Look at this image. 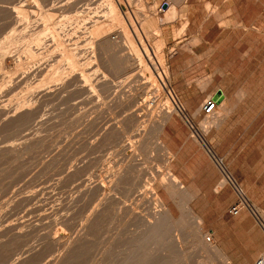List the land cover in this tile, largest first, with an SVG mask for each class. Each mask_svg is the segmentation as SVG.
Instances as JSON below:
<instances>
[{"label":"rangeland","instance_id":"obj_1","mask_svg":"<svg viewBox=\"0 0 264 264\" xmlns=\"http://www.w3.org/2000/svg\"><path fill=\"white\" fill-rule=\"evenodd\" d=\"M6 1L5 5L14 10H33L40 17L68 15L65 37L59 40L60 53L70 49L76 52L78 72L72 65L68 69L71 81L65 82L63 72L57 73L59 66L49 60L50 54H56L53 47L48 52L50 48L30 43L31 37L24 30L9 31L14 28L11 22L0 24V48L5 38L17 39L9 55H0V264H123L130 255L137 257L146 239L141 242L132 237L141 231L150 212L163 207L176 220L183 212L181 194L164 175L167 166L190 195L187 205L202 220L201 236L207 246L211 245L209 251L193 246L185 264H236L234 258L244 259V255L251 257L249 264H253V252L264 245V212L254 209L248 197L243 202L230 182L221 185L223 170L193 129H199L206 116L203 102L213 94L211 100L219 104L223 96L215 99V95L222 91L230 114L221 132L210 134L216 156L229 169L237 170L241 160L249 164L254 161L260 170L264 167V0H174L173 18L166 16L170 0H129V17L141 22L149 38L153 36L151 41L156 39L154 29L160 27L149 16L151 8L159 9V18L169 19L158 28L165 43V67L170 89L177 94L193 127L182 115L174 114L172 131L167 128L158 136L165 150L151 144L150 151L139 156L132 144L142 130L124 119L128 114L133 120L141 115L148 123L149 118L145 111H128L125 105L131 77L124 73L122 62L129 50L121 47L114 54L93 45L92 40L100 30L114 32L115 21L107 12L113 13L110 6L117 7L118 1ZM156 50L155 46L149 50L154 64L160 54ZM30 63L39 67L48 64L41 66L37 75L20 76L22 65ZM83 69L102 88L99 93L89 94L78 84L76 75ZM152 94L158 96L153 120L161 119L173 105L166 91L159 89ZM116 120L122 122L123 129L115 127ZM147 130L145 136L151 143L150 127ZM164 157H170L166 165ZM241 201L246 205L240 211H248L256 225L253 239H246L240 228L227 222L230 206ZM42 232H55L58 238L55 242L37 239ZM59 235L64 236L59 239ZM174 250L169 249L171 262L175 261ZM261 255L264 250L258 257Z\"/></svg>","mask_w":264,"mask_h":264},{"label":"bare ground","instance_id":"obj_2","mask_svg":"<svg viewBox=\"0 0 264 264\" xmlns=\"http://www.w3.org/2000/svg\"><path fill=\"white\" fill-rule=\"evenodd\" d=\"M52 1H51V3H52ZM117 1H118V3H117L118 6L116 5L117 7L110 6V7H112L111 11L113 13L108 14L109 12H107V15L108 16L112 15V17H113L112 19L115 21L114 32L110 33L109 31L106 32L105 30H100L99 31V29H98V31H99V32L97 31L98 34L96 33L95 38L92 39V40L94 42L93 45L95 44L98 48H100L102 50H105V51H109L110 50L114 54L119 52V51H121V49H120L121 47L122 48L125 47L126 49L129 50L128 55L126 56L125 59H123V62H122L123 68H124V70H123L124 73L130 75V77H131V81L129 83L130 85H129V89H128L131 92H130V95L128 96V98H126V101H125L126 104L125 105L129 106L128 107V111L133 109V108L145 111L146 113L144 114V116L147 115L148 118H149V120H147L148 123H146V121L142 119L141 115H137V117L133 120V119L130 118V116H129L130 114H128V117H125V119H124V120H128L129 122L132 123L131 127L138 128V129L140 127V130H142V133L138 134V137L136 139L135 144H132L134 141L131 143L132 147H133V145L135 147V150H136V152L134 151L135 154H137L139 156L138 153H141V154H144V155L147 154L150 151L149 148H151V144L153 145L152 148H158V149H160V151H161V149L165 150V147L162 145V144H164V142L161 144L158 141V136L160 137V135L165 132V130L168 128V126L172 123V121H174V117H175L174 114H176L178 117H180L182 115L185 118V120L187 121V123L189 124V126L193 129L191 119L188 118L187 116H185V114L183 112L184 107L182 106L181 102L179 101L177 94L174 92V90L170 89V82H169L170 77H169V74L166 71L165 60H164L165 43L163 41V37H162L161 31L158 29V28L162 27L163 25H165L167 21H169V19H166L167 17H171L172 16V18H173V16L176 14L177 1H174V0L168 1V4H169V8L168 9L169 10H168V12L166 14V16H167L166 18H159L158 15H157L159 9L158 8H153V9L151 8L150 12H152V13H150L149 16L152 18L154 23H156V25L160 26V27H158L156 29V31L154 29V32L152 33L154 35L155 32H156V34H155L156 35V37H155L156 39H154L153 41L150 40V39H153L152 38L153 36L151 38H149L150 36L145 31V29L143 28L141 22H139L137 19H135V21H132L131 18L129 17V12H127V10H128V8H129V6L131 4V1H129V0H117ZM15 2H17V1H15ZM92 2H93V0H92ZM6 3L8 4L7 1L5 2V0H0V24L1 23H3V24L5 23L6 24L7 21L11 22V25H10V23H9V25L12 26V27L14 26V28H10L8 26V24H7L8 28H10L9 31H11V29H12V32H13L14 31L13 29H15V28L16 29L17 28L18 29H22V30H24V32H27V34L30 35V37H31L30 43H32L33 45L34 44L35 45L37 44V46L38 45H43V46H45L46 49L47 48L49 49L50 47H53L52 48L53 50L51 48L48 50V52L51 51V50L52 51L56 50V54L54 52H53L54 55H53V53L50 54L51 55V59H49V60H51V64L53 65L52 62H55L54 65L56 64L57 67L59 66L60 71H59V68H58V70L56 68L57 73H59L61 71L63 72V79H65V82H66V79L70 80L71 77L69 75V70L68 69L73 65V67H72L73 70L75 72H78V69H77V64H78V60L77 59L78 58L76 59V57H75V53L76 52L74 50H72V49L67 50L68 52H65V53L63 52L64 54L60 53V51H62L61 50L62 47H61V43H59V40H62V38H61V37H63L62 35L65 34V32H64L65 29L64 28H66L65 25H66V21L68 19V15L60 14L61 15L60 17L59 16L56 17V15L53 16V14H52V16H53V18H52L51 14H50V17L49 16L48 17H45V16L42 17L43 16L42 15L41 16L42 18H41L40 14L38 15L39 16L38 17L36 12H33V10H31L32 12L31 11L29 12L28 10L27 11H24V10L22 11V9L14 10V9H12L13 7L11 8L10 5L6 6L5 5ZM40 4H38V5H40ZM26 6H28V5H26ZM104 8H106V7H104ZM101 11H103V8L101 9ZM105 13H106V11H105ZM153 26H155V25H153ZM16 29H15V31H16ZM5 33H6V31H5ZM7 33H8V31H7ZM29 35H28V37H29ZM64 37H65V35H64ZM16 40L17 39H15V38L7 37V38H5L4 42L1 41L3 48L1 47L2 49L0 48V50H2L3 52L0 55H2V57L3 56H7V55L10 54L11 49H12L13 45L15 44ZM89 40H91V38ZM51 43H52V45H51ZM30 46H32V45H30ZM151 46H155V48L157 49L156 51H158L161 54L160 55V54H158L155 51L156 54L159 55L158 58H155V59L158 60L157 61L158 63H156V64L152 63L150 61L151 59H149V53H150L149 50H150ZM172 50L173 49H171V51ZM155 52H153L152 54H154ZM156 54L153 55V56L157 57L158 55H156ZM71 55L74 58H72ZM104 55H105V53H104ZM108 56H109V53H108ZM48 57H50V56L48 55ZM77 57H78V55H77ZM150 58H151V56H150ZM133 60L136 61V62L138 60L139 62H137V64H135L134 62L130 63V61H133ZM44 64L46 65L48 63H44ZM39 65L40 64H35L34 66H36V67H34L32 65V63H30L29 66H27V67L22 65V67L20 69L21 70L20 76H24L25 77L26 75L32 74L33 72L36 73V71H38V69L42 70V68L40 69L41 66L45 67V65H43V64H41L40 67H39ZM118 66H121V65H118ZM0 69H1V67H0ZM3 69H5L6 71L9 70L8 68H6V66H4ZM14 71H16V69ZM11 73H12V71H11ZM36 75H37V73H36ZM60 75H62V73ZM76 76H78V84L82 85V87L89 94H92V93H95V92L99 93L101 91L102 88L98 87V85L94 82V79L92 78V76L90 75L88 70L87 71H86V69L80 70L79 74H77ZM55 81H56V79H55ZM36 84H38V83H36ZM37 88H38V86H37ZM38 89H40V87ZM38 89H36V90H38ZM159 89L162 90V91H166L168 93L169 100H170V102H171V104L173 106L169 110L163 112V114L161 116V119H154L153 120V118H154L153 117V112H154V110H155V108L157 106V103H158V96L152 94V92L157 91ZM149 91H151V93H149ZM37 93H40V92H37ZM98 93H96V94L98 95ZM101 94H102V92H101ZM220 94H221V96H223L222 100L220 101L219 104H217L218 102L216 101L217 103H215L213 109L209 113L205 112L204 106L207 104V102L209 100H211V96L213 94H211L209 96V98H207L203 102L204 106L202 107V109H203V112L206 114V116H205L204 120L202 121V123H200L201 124L200 128L196 129V130L193 129V131H196L195 132V136L197 135V140L203 145V147L206 149V151L214 158V160L216 161L217 165L223 170V175H222L223 176V180L220 181L221 185H222V183L230 182L235 187V189H236L238 195H240L242 201L243 202H247L246 194L237 185L233 172L231 171V169H229V167L226 164H224L223 160H221L220 158H218L216 156V152H215V150L212 147L213 145L211 144V142L209 140L210 139L209 137H210V134H211L212 131L221 132V128H222L223 125H225V123H226V121H227V119L229 117V114H230V110L227 108L226 100H224L225 93L220 91ZM218 96L219 95L217 93L215 95V99ZM120 97H122V96H120ZM126 97H127V95H126ZM32 99H34V98H32ZM127 100L129 102L128 104H127ZM63 102H64V100H63ZM125 108H127V107H125ZM211 112H212V114H211ZM179 114H180V116H179ZM114 118H115V116H114ZM20 120H23V119H20ZM39 121H41V120H38V122ZM114 123H116L115 127L117 129H120V130L123 129V127H121V124H120L122 122H119V121L116 120V122H114ZM124 126H126V125L124 124ZM149 127H150V138L152 140L151 143H149V141L146 139L147 136H145V132H146V130ZM168 129H169V132L172 131V130H170V128H168ZM128 131H130V130H128ZM222 131H223V129H222ZM123 132H124L123 134H125V131H123ZM126 135L127 136H125V137L130 139V135L127 134V133H126ZM147 135H148V133H147ZM213 135H215V133ZM217 135H219V134H216V136ZM3 140H4V138H3ZM2 142L3 141L1 140V143ZM149 144H150V147H148ZM2 149H4V147ZM15 152H17V151H15ZM165 154L166 153H164V155ZM137 155H135V156H137ZM167 155L168 154H166V156ZM143 157H145V156H143ZM169 159H170V157H168V158L166 157L165 159H163L165 165L167 164ZM218 166H217V168H218ZM222 170H221V172H222ZM164 175L167 177V179L169 180L171 185L178 191V193L181 194V197H182L181 199H183V201H181V205H182L181 207H183L182 215H181V217L178 218V220L173 219V217L171 216V214L168 211V209L163 208V207H161L158 211L150 212L149 215H148V218L145 217L146 218L145 219V223H144L141 231L138 232V234H135L132 237V239H139V240L140 239H142V240L146 239V243L145 244L143 243L145 245V247L142 248L144 250H143V252H142V250H139L140 251V254H139L140 256L138 254H137L138 255L137 257L133 256V254L130 255L129 256V260L126 259L128 261V264H171V263L175 264L177 261H180L181 262L180 264H183V263L185 264L186 263L187 254L190 252V249L193 246H195V245L200 246V248H202V250H203V248H207V247L210 248L209 246H211L210 244H209V246H207L208 243H206L205 240H203V238H205V237H203L204 236L203 233L201 234V232H202V220L199 217L193 215L191 213L190 208L187 205L188 204V200L190 198V195L181 188L180 183H178V179L176 178V176L174 174H172V172L170 171L168 166L166 167ZM220 183H218V184L220 185ZM145 185H147V184H145ZM151 192H152V190H151ZM152 199H154L156 201L158 198H156L155 194H153V198ZM12 210H13V208H12ZM183 228L187 229L186 233L183 232ZM51 233L50 232L49 233L42 232V234L39 237H38V234H40V233H38L36 236H37V239L40 238L39 240H41V239H45V240L50 239V240L53 241L54 239L58 238V237L55 238L56 237L54 235L55 232L52 233V236H51ZM58 234H61V233H58ZM201 235H203V236H201ZM33 236H34V234H33ZM59 236H60L59 239H61V236H64V235H59ZM182 236H184V238ZM201 237H202V239H200ZM66 238H67V236H66ZM37 239L35 238V240H37ZM179 239H181V240L185 239L186 241L184 240L185 241L184 244H181L182 242ZM142 240H140V241L142 242ZM0 241H2V239ZM49 241H47V242L49 243ZM53 242H55V241H53ZM188 243H190L189 244L190 246H188ZM4 245H6V244H3V246ZM137 246H136V249H137ZM197 246H195L193 248L195 249ZM68 247H70V244H69ZM132 247H134L133 244H132L131 248ZM171 247L175 248L174 252L176 251L175 252L176 255H173V256H176L174 258V260H175L174 262H171L169 260V259H172V257L169 256V253L172 251V250H170V252H169V249ZM9 248H10V246H9ZM65 248H67V247H65ZM72 248H69V249H72ZM193 248H192V250H193ZM208 248H207V250L209 251ZM139 249H140V247H139ZM3 251H4V249H3ZM131 251H130L129 254H131ZM137 251L135 250V252H137ZM1 252H2V249H1ZM141 252H142V254H141ZM155 254H157V255L155 256ZM134 255H135V253H134ZM5 256H6V254H5ZM204 257H206V256L204 255L203 258ZM124 258H122L123 262L125 261V260H123ZM127 258H128V256H127ZM153 258H157V260L154 261V260H152ZM207 259H208V257H207ZM168 260L171 263L167 262ZM126 262L123 263V264H126ZM120 263L121 262H118V264H120ZM200 263H198V264H200Z\"/></svg>","mask_w":264,"mask_h":264},{"label":"crops","instance_id":"obj_3","mask_svg":"<svg viewBox=\"0 0 264 264\" xmlns=\"http://www.w3.org/2000/svg\"><path fill=\"white\" fill-rule=\"evenodd\" d=\"M258 2L262 3V1ZM174 121H172L168 128L172 127ZM240 165L241 166H239L237 170L231 168L237 185L246 194V197H248V201L251 205H253V208L256 209L258 207L261 211L264 212V167H262L260 170V166L256 167L254 161L249 164L241 160ZM226 218L227 222L231 224V226L240 228L241 231L245 233L246 239H253L251 238V236L255 233L256 225L254 224L253 219L251 218V215L248 213V211L242 210L237 214H231ZM211 233L213 235L215 233V230H212ZM227 239L229 238L227 237ZM262 250H264V245H260L259 248L253 252L254 257L257 258L259 252H261ZM244 257V259L234 258V261L236 262V264H249L252 261L251 257H248L246 255H244Z\"/></svg>","mask_w":264,"mask_h":264},{"label":"built area","instance_id":"obj_4","mask_svg":"<svg viewBox=\"0 0 264 264\" xmlns=\"http://www.w3.org/2000/svg\"><path fill=\"white\" fill-rule=\"evenodd\" d=\"M215 103H216L215 101L209 100L207 102V104L204 106L205 112L209 113L213 109ZM244 205H246V204H244L242 201L240 203L239 202L238 203H235L234 205H231L230 206L228 212L230 214L235 215V214H237L240 211V209ZM253 264H264V256L261 255V256L257 257Z\"/></svg>","mask_w":264,"mask_h":264},{"label":"water","instance_id":"obj_5","mask_svg":"<svg viewBox=\"0 0 264 264\" xmlns=\"http://www.w3.org/2000/svg\"><path fill=\"white\" fill-rule=\"evenodd\" d=\"M218 95H219L218 97H219V98H221V94H220V93H218Z\"/></svg>","mask_w":264,"mask_h":264}]
</instances>
